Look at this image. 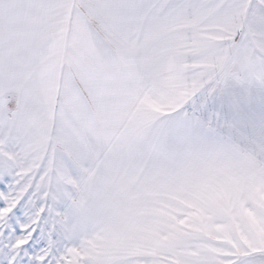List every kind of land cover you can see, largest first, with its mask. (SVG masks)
I'll list each match as a JSON object with an SVG mask.
<instances>
[{"label": "snow or ice", "instance_id": "snow-or-ice-1", "mask_svg": "<svg viewBox=\"0 0 264 264\" xmlns=\"http://www.w3.org/2000/svg\"><path fill=\"white\" fill-rule=\"evenodd\" d=\"M0 264H264V0H0Z\"/></svg>", "mask_w": 264, "mask_h": 264}]
</instances>
